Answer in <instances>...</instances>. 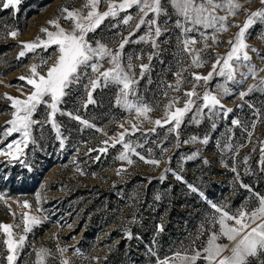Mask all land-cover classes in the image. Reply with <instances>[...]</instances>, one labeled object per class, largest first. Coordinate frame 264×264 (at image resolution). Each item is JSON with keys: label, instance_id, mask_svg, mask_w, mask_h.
Returning a JSON list of instances; mask_svg holds the SVG:
<instances>
[{"label": "rangeland", "instance_id": "374dc122", "mask_svg": "<svg viewBox=\"0 0 264 264\" xmlns=\"http://www.w3.org/2000/svg\"><path fill=\"white\" fill-rule=\"evenodd\" d=\"M239 2L249 12L261 7L260 0ZM84 3L85 0H21L17 7L8 9L0 4V147L18 139L15 133L10 137L2 135L5 122L12 118L13 111L5 93L25 98L31 86L18 78L30 76L32 64H40L41 58L51 57L47 64L38 69L41 73L46 72L57 55L53 46L47 52L37 49L35 53H28L17 60L22 50L21 42L43 36L41 28L53 30L47 23L53 19L59 18L61 26L70 31L72 24L62 18L66 13H62L61 8L82 9ZM162 6L168 10V16L159 18L164 31L158 38V49H153L150 43H130L125 46L123 58L127 64L128 56H142V59H133L132 63L136 79L139 80L136 86L138 96L152 108L147 114L149 119H136L134 111L116 106L118 87L114 84L98 87L93 92L95 103L85 108V85H89V80L82 77L79 84L71 87L60 108L81 116L95 127H86L67 115L57 113L56 121L61 126L62 136L66 137L63 149L51 126L45 125L43 129L34 128L32 135L37 144H29L25 149L26 154L21 157L27 167L19 161L9 162L8 157L0 156V223L20 225L13 228L18 239L20 234H24L22 212L29 211L30 215L38 216L42 221L26 234L15 264H35V253L40 248L51 252L45 258V264H61L62 259L70 260L71 264H156L157 257L163 259L206 244L211 231L219 230L218 224L213 226L211 223L213 216L219 215L211 207L212 204L226 206L225 210L233 214L238 210L251 211L259 206L255 194L264 196V155L261 152L264 148V91L248 92L249 86L257 84L258 79L248 78L241 84H229L231 94L221 96L224 108L233 110L227 118L206 114L198 116L200 123H196L194 113L189 112L180 126L179 140L175 132L168 131L171 125L157 127L154 124L155 120L164 117L165 105L173 97L180 96L181 102L176 106L183 107V100L186 99L184 92L192 88L191 73L207 75L217 54L223 56L227 52L230 47L227 41L238 31L236 27H229L227 32L218 34V44H213L209 39L207 43L210 47L202 52L205 66L189 68L191 58L181 50L179 42L183 37L175 27L176 16L168 0H162ZM106 9L105 0L99 11ZM129 11L134 19L128 25L121 23L127 13H120L117 19L108 18L94 33H89L90 41L101 40L109 47L116 48L122 37L133 31L139 21L138 11L135 8ZM218 14L225 13L218 11ZM245 19L246 13L241 9L235 17H229L228 23L242 24ZM13 30L18 31L15 38L7 35ZM147 31L148 26H142L132 39L137 40ZM189 35L202 39L197 33ZM246 43L264 56V23H257L247 31ZM195 47L201 49L203 44ZM153 52L158 54L150 61L148 56ZM249 55L252 56V64L264 68L256 53L249 51ZM141 63L148 65L142 79L139 75ZM104 67L110 65L105 63ZM184 68H188V72L183 74L189 82L183 84L178 93L174 92L167 85H174L177 80L174 73L182 72ZM258 75L264 77V72ZM237 79H243L239 73ZM222 82L223 78L217 76L207 87L214 94H220L216 85ZM204 90L203 83L196 89L201 94ZM241 92L248 94L241 98ZM46 111L41 106L34 119L42 120ZM234 119L241 122L240 126L232 125ZM128 121L139 125V131L134 135L131 134V125L126 123ZM213 123L217 125L215 129L212 128ZM121 124L129 129L125 141H131L133 146L141 145L136 147V151L147 159L160 160L159 166L145 163L137 156H131L134 161L131 165L117 159L123 151L121 144L107 146L108 150L103 154L88 152L89 149L105 147L102 141L114 138L123 131L119 127ZM154 127L156 131L151 132ZM193 136L200 139L208 137L209 142L207 145L182 143ZM194 152L197 155L188 159ZM97 156L100 158L96 159ZM7 168L14 170L15 181L25 179L18 190H15V183L9 180L12 173ZM121 168L125 171L117 175V170ZM176 175L183 179L177 180ZM242 184L249 187H242ZM189 185L197 188V191H191ZM94 186L100 189H91ZM85 188L90 193H78ZM37 193L41 197L39 204L36 201ZM157 196L160 198L157 199ZM24 201L31 204V209L22 207ZM52 201L65 202V212L57 213L50 205ZM38 208L41 211H37ZM68 213L72 214V218L66 222L65 215ZM109 217L124 229L125 242L121 246L118 245L120 236L111 238V231L116 225L104 224ZM158 226L163 230H159ZM129 233L131 239L128 238ZM5 238L0 232V264H7V248L3 245ZM218 242L229 243L225 238ZM58 248L67 251L60 253ZM260 260H264V256ZM260 260L252 258L251 264H260ZM197 264L204 262L201 260Z\"/></svg>", "mask_w": 264, "mask_h": 264}, {"label": "snow or ice", "instance_id": "6c2138e0", "mask_svg": "<svg viewBox=\"0 0 264 264\" xmlns=\"http://www.w3.org/2000/svg\"><path fill=\"white\" fill-rule=\"evenodd\" d=\"M105 0H85L82 9H69L67 7L61 8L62 13H66L62 18L70 21L72 24L71 30H66L60 24V19L49 20L47 23L53 30L49 28H41L40 32L43 36L38 35L33 41L21 42L22 50L17 55V60L25 57L28 53H35L37 49H43L47 52L50 48L55 46L57 53L55 61L47 68V71L41 73L40 69L43 65L47 64V59L41 58L40 64H32L30 67V76H20L18 79L25 81L26 85L31 86L29 93L25 98L9 96L5 93V98L11 101L10 107L13 109L11 112V119L6 121V127L3 129L2 135L10 137L14 133L18 134V139L8 141L3 147H0V156L8 157L9 162L19 161L22 165L25 161L21 159L24 156L25 149L29 144H37L33 138V130L36 127L43 129L45 125H50L52 130L56 133L61 149L65 146L66 137H63L60 131L61 126L56 121V115H67L70 119L79 121L86 127H95L89 121L83 119L81 116L66 112L60 108L64 102V98L69 94L71 87L81 82L82 77L89 80V85H85L87 90V100L84 107L87 108L89 104H94L93 92L98 87H108L109 85H116L118 91L115 98L116 106L122 107L125 110L136 113V119L143 117L149 119L148 113L152 108L140 100L137 92V85L139 80L136 79L134 72L133 59H142V56H128L127 64L123 62L125 46L130 43H150L153 49H158V38L163 34V29L159 24V18L168 16V10L162 6V0H106L107 9L103 12L99 11V7ZM173 13L176 16L175 27L180 30L183 39L180 40L182 51L191 58V64L188 66L200 68L205 66L206 61L202 56V52L209 48L207 43L209 39L213 44L220 43L218 34L227 32L229 27H236L238 31L234 36L227 41L229 49L227 52L220 56L217 54V59L212 64V70L207 75H201L197 72H192V88L184 92L183 107H177L181 102L180 96L173 97L167 105H165V113L162 119H157L154 124L157 127L171 125L169 132H175L179 140V129L184 122V117L193 112V120L200 123L197 119L198 116L206 114L219 115L227 118L232 109H225L221 103L222 95H230L231 89L229 84H241L248 78L258 79V83L249 86L248 92L254 90L264 91V77H260L259 72H264V68H257L252 64V56L249 51L256 53V55L264 63V56H261L259 50L250 48L246 43L247 31L257 23H264V0H260L261 7L255 11H248L243 8L239 0H168ZM251 0H245V3H250ZM21 0H0L4 9L9 7H17ZM135 8L139 16V21L135 24L133 31H130L127 36H123L116 48L109 47L101 40H96L94 43L88 38L89 33H94L100 25L108 18L117 19L120 13H127L123 16L121 23L128 25L134 18L130 14L131 9ZM243 9L246 13V19L242 24H229V17H235L239 11ZM85 10L86 13H85ZM218 11H223L224 15H219ZM151 14V18L150 17ZM171 17H169L170 19ZM167 23V21H166ZM148 26V31L145 35L139 36L137 40L132 37L142 28ZM116 27V25H113ZM211 30V31H209ZM189 33H197L202 39H197L195 35ZM8 36L15 38L18 31L13 30L7 33ZM203 44V48L197 49L195 45ZM157 52H153L148 56L151 61ZM107 63L110 67L105 68L104 64ZM140 78L142 79L148 65L141 63ZM246 69L247 71H242ZM89 71L91 75H89ZM188 72V68H184L182 72H176L177 80L174 85H167L168 88L174 92H179L181 86L188 83L187 77L183 74ZM237 73L243 79H237ZM223 78L222 83H218L216 88L220 94H214L207 85L214 79V77ZM203 83L205 90L203 93L196 91L197 87ZM11 86V85H9ZM248 93L241 92L240 96L243 98ZM21 95H24L21 92ZM167 95V92L165 93ZM134 97L135 99H130ZM202 102V103H201ZM43 106L47 111L42 120L34 119L38 109ZM174 108V110H173ZM207 110V112H205ZM131 125V134L134 135L139 131V125L128 121ZM240 121L237 119L232 120L233 126H240ZM216 124H212V128H216ZM123 131L118 133L116 137H110L102 143L105 145L99 149H89L88 152L97 151L101 154L106 153L107 146L115 147L116 144H121L123 151L119 154L117 159L126 161L129 165L134 161L131 156H137L145 163L159 166L160 160L147 159L136 151L131 141H125V136L129 134V129L125 128L124 124L119 126ZM255 122H253V128ZM99 131V129H97ZM155 132L156 128L150 130ZM106 135V133H105ZM251 136V133H249ZM111 142V144H110ZM208 144V137L200 139L198 137H191L189 140H184L182 143H195ZM151 151V150H149ZM167 151V149H163ZM264 155V148L261 149ZM197 153H193L188 157L191 159ZM100 157L97 156L96 159ZM245 157V161H247ZM207 163V161H205ZM30 170V169H29ZM170 170V169H169ZM125 169L117 170V175ZM235 171V168H233ZM83 174V173H82ZM164 179L163 176L160 177ZM177 180L183 178L176 175ZM248 188V185H241ZM191 191L196 192L197 188L189 185ZM203 196V193H200ZM259 201V206L251 211L238 210L233 214L225 210V207L212 204L211 207L218 213V216H213L211 223L213 226L219 225V230L211 231L208 236L206 244L200 248H191L185 250L183 253L176 252L172 256H165L163 259L157 257L156 264H197L198 261H203L204 264H251V259L256 258L260 260L264 256V196L255 194ZM157 199L160 197L157 196ZM41 200L40 194H36V201L39 204ZM19 203V202H17ZM24 209H31V204L24 201L22 204ZM41 211V209H37ZM15 215V213H13ZM23 233L19 238L13 232L14 227L20 225L0 223V232H3L6 237L3 239V245L7 248L6 261L7 264H15L19 250L24 246L26 234L32 230L33 226L39 225L42 221L41 218L35 215H30L29 211L21 213ZM232 222V223H229ZM159 230H163L158 226ZM203 229V225L201 226ZM131 239V233L128 234ZM225 238L229 243L222 244L218 241ZM199 239V236L197 237ZM195 243V242H193ZM60 253L67 251L65 248H58ZM78 252V250H77ZM225 252L229 254L225 255ZM35 264H45V258L51 255L50 250L40 248L36 250ZM155 255V252H153ZM61 264H71L68 259H62ZM260 264H264V260H260Z\"/></svg>", "mask_w": 264, "mask_h": 264}, {"label": "trees", "instance_id": "16d2710c", "mask_svg": "<svg viewBox=\"0 0 264 264\" xmlns=\"http://www.w3.org/2000/svg\"><path fill=\"white\" fill-rule=\"evenodd\" d=\"M8 169V172H11V176H10V181L12 180L13 183H15V190H18L20 187L19 186H23L24 184V178H20V181H15V173H14V170L12 168H7ZM95 189V188H99L97 186H94L92 187L91 189ZM100 189V188H99ZM78 193H90V190H88V188H85V189H82V190H79ZM64 201H66V198H64ZM64 203V204H63ZM50 205H52V208L55 209V211H57V213H62V212H65L64 210V207L66 206L65 202H54L52 201L50 203ZM65 221L68 222L71 218H72V214L71 213H68L65 215ZM108 223H113L115 226V229L113 231H111V238L113 239V237H115V235L117 236H120L121 239L119 241V246L123 245L124 242H125V235H124V229H121V226L119 225V223H117V221H113L111 219V217H109L108 219H105L104 220V224H108Z\"/></svg>", "mask_w": 264, "mask_h": 264}]
</instances>
